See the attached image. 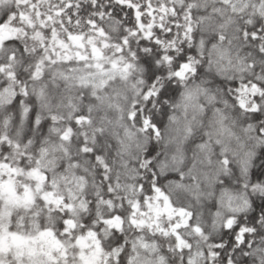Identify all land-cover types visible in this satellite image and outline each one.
I'll return each instance as SVG.
<instances>
[{
  "label": "snow or ice",
  "instance_id": "6c2138e0",
  "mask_svg": "<svg viewBox=\"0 0 264 264\" xmlns=\"http://www.w3.org/2000/svg\"><path fill=\"white\" fill-rule=\"evenodd\" d=\"M0 264H264V0H0Z\"/></svg>",
  "mask_w": 264,
  "mask_h": 264
}]
</instances>
